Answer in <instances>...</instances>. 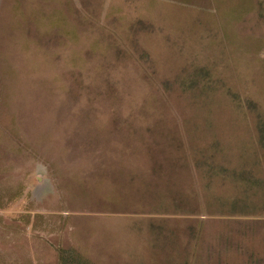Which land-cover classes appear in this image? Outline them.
Here are the masks:
<instances>
[{
	"label": "rangeland",
	"instance_id": "obj_1",
	"mask_svg": "<svg viewBox=\"0 0 264 264\" xmlns=\"http://www.w3.org/2000/svg\"><path fill=\"white\" fill-rule=\"evenodd\" d=\"M0 264H264V0H0Z\"/></svg>",
	"mask_w": 264,
	"mask_h": 264
}]
</instances>
